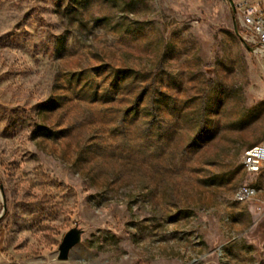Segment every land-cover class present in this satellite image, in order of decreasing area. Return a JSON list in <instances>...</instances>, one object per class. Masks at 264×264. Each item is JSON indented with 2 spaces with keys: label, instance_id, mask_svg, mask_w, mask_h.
Here are the masks:
<instances>
[{
  "label": "rangeland",
  "instance_id": "obj_1",
  "mask_svg": "<svg viewBox=\"0 0 264 264\" xmlns=\"http://www.w3.org/2000/svg\"><path fill=\"white\" fill-rule=\"evenodd\" d=\"M238 1L0 0V264H264Z\"/></svg>",
  "mask_w": 264,
  "mask_h": 264
},
{
  "label": "built area",
  "instance_id": "obj_2",
  "mask_svg": "<svg viewBox=\"0 0 264 264\" xmlns=\"http://www.w3.org/2000/svg\"><path fill=\"white\" fill-rule=\"evenodd\" d=\"M234 20L237 23L238 36L253 50L264 52V7L255 0H239L233 4ZM243 168L250 173L264 169V136L245 151ZM255 193L250 187H241L236 198L243 201Z\"/></svg>",
  "mask_w": 264,
  "mask_h": 264
},
{
  "label": "water",
  "instance_id": "obj_3",
  "mask_svg": "<svg viewBox=\"0 0 264 264\" xmlns=\"http://www.w3.org/2000/svg\"><path fill=\"white\" fill-rule=\"evenodd\" d=\"M234 26L235 31L238 34L237 23L235 20ZM245 45L249 50H252V48L248 44L245 43ZM83 234L84 229L79 226L72 227L64 234L63 239L58 248L59 260H67L69 258L73 248L76 247L79 243H81Z\"/></svg>",
  "mask_w": 264,
  "mask_h": 264
}]
</instances>
